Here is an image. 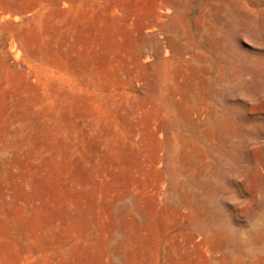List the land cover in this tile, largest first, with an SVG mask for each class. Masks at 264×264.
I'll list each match as a JSON object with an SVG mask.
<instances>
[{"label": "rangeland", "instance_id": "1", "mask_svg": "<svg viewBox=\"0 0 264 264\" xmlns=\"http://www.w3.org/2000/svg\"><path fill=\"white\" fill-rule=\"evenodd\" d=\"M262 57L264 0H0V264H264Z\"/></svg>", "mask_w": 264, "mask_h": 264}, {"label": "bare ground", "instance_id": "2", "mask_svg": "<svg viewBox=\"0 0 264 264\" xmlns=\"http://www.w3.org/2000/svg\"><path fill=\"white\" fill-rule=\"evenodd\" d=\"M146 48V47H145ZM263 49V48H262ZM242 53V52H241ZM257 57V56H256ZM262 58H264V57H262ZM258 60V59H257ZM263 60V59H262ZM204 61V60H203ZM207 61H208V59H207ZM209 62V61H208ZM258 62H260V61H258ZM264 64V63H263ZM261 68V67H260ZM206 72V71H205ZM238 75H239V72H238ZM241 75V74H240ZM233 77H235V74L233 75ZM236 78V77H235ZM240 78V77H239ZM259 78V77H258ZM221 82V81H220ZM197 83V82H196ZM191 89V88H190ZM195 89V88H194ZM191 92H193V91H191ZM193 94H195V92L193 93ZM192 94V95H193ZM199 94V93H198ZM183 95V94H182ZM201 98V97H200ZM195 101V100H194ZM194 101H192L193 102V104H194ZM198 101V100H197ZM207 102V101H206ZM196 103V102H195ZM197 104V103H196ZM208 104V103H207ZM202 105H203V103H202ZM206 105V104H205ZM209 105V104H208ZM174 106V105H173ZM196 106V105H195ZM194 106V107H195ZM207 112V111H206ZM200 113V112H199ZM202 116V115H201ZM209 116V115H208ZM207 116V117H208ZM212 118V116H209V118ZM185 120H189V118L188 117H186V119ZM210 120V119H209Z\"/></svg>", "mask_w": 264, "mask_h": 264}]
</instances>
